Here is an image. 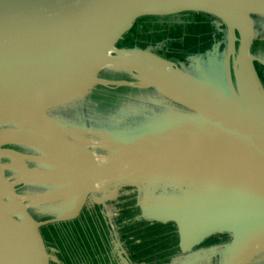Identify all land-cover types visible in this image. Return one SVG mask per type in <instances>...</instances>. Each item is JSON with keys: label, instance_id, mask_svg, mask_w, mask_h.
<instances>
[{"label": "water", "instance_id": "1", "mask_svg": "<svg viewBox=\"0 0 264 264\" xmlns=\"http://www.w3.org/2000/svg\"><path fill=\"white\" fill-rule=\"evenodd\" d=\"M186 12L224 24L220 57L212 49L183 63L152 45H124L138 19ZM255 17H264V0H0V264L57 261L42 227L74 220L126 185L137 194V218L174 223L183 247L226 235V264H264V56L254 51ZM220 63L221 74L212 71ZM105 69L125 78L102 82ZM97 84L95 100L107 96V108L115 100L123 112L134 102L145 108L95 117L97 129L138 132L94 139L48 116V106L69 104L87 125L81 96ZM53 206V216H36Z\"/></svg>", "mask_w": 264, "mask_h": 264}, {"label": "rangeland", "instance_id": "2", "mask_svg": "<svg viewBox=\"0 0 264 264\" xmlns=\"http://www.w3.org/2000/svg\"><path fill=\"white\" fill-rule=\"evenodd\" d=\"M179 17H177V18H179ZM258 18L259 17L254 18L255 32L257 35L255 42H254V51L256 53L258 52L259 54L264 56V35H262V30H259ZM168 22H169V20H168ZM159 36H160L159 33L157 34V33H153V32H151V33L142 32V33L135 35V37H134L135 42L134 43H137L142 47H146L148 45H155V46L161 47V44H159L160 41L155 42L159 38ZM174 45L179 52V55H177L179 57V59L180 58L186 59L185 56H188V55L193 54V53L202 52L203 48L200 49V47L204 46L205 44L201 45V46H195L194 42L191 40H185L184 42L175 40ZM183 61H184L183 59H180V62H183ZM186 61H188V60L186 59ZM185 64H183V65L185 66ZM263 73H264V71H263ZM124 75L125 74H123L122 72L117 71V70L105 69L103 71V73L101 74V81L102 82L118 81L120 79L125 78ZM263 76H262V78H263ZM94 89L95 90H93L92 94H90L91 96L89 95V93L84 95V96H81V97H84L82 104H83L84 108L86 107L87 116L89 118V121L87 120V125H82L79 122L78 117H76L75 114L71 113L72 108H71V105H69V104H63L61 106H55L54 108L53 107L49 108V106H48L47 107L48 108V110H47L48 116H50V118L52 120H54L57 124H59L63 127L69 128L71 130H76L78 132L87 133V134H89L93 131V133L95 134L94 139H103V138L111 137V136H114L116 134H121V133L122 134H130L133 132H135V133L138 132V130L141 127H138L136 129H134L133 131L131 129H129L127 126H125L124 128L117 126V127L107 128V129H97L96 123H95V117H97L96 119L99 120V119L104 118L109 113L120 114L123 116H125V115H128V116L129 115H136L137 112H141L143 110L145 112V108H143V106L140 103L134 102L131 105H129L128 109H126L125 112H123V111H121V107L119 104L124 105V102L118 101V100H115V102L110 103V106L112 108H107L106 107L107 106L106 100L108 98L107 96L106 97H99L98 100H95V97H94V94L96 93V91L103 89V87L100 84H97ZM107 91L109 93H111L112 95L121 96V94H119V93H121L124 90L113 88V90L110 89ZM95 101H97V103H95ZM136 117L139 118L138 116H136ZM182 117L183 116L180 114V118H182ZM172 118H179V115H175ZM107 125H110V123H107ZM107 188H109V187H107ZM137 200L138 199H137L136 192L132 190V187H130V185H126L120 189V192H118V194L115 195L114 198L104 201V204L102 205L104 210L103 209L102 210L104 211V213H107L110 216L109 223L106 226H107L108 230L110 232H112L114 235L112 238L113 243L115 242L117 244V247L120 246V248L122 250L125 247L124 251H125L126 256H128L133 249L130 246H128L126 244V242L123 244L121 243L122 237L125 241H126V238H128L130 240V243L133 245L136 252H142L143 251L141 253V255L151 251L152 248L169 249V248L173 247L174 245H173V239H172L171 233H170V228L168 225H170L174 229L173 230V236L175 234V237H176L175 242L179 243L181 238L179 240V232L177 231V227L175 226L174 223L169 222V221L164 223L161 221L146 220V219L142 218V216L140 218H137L141 213V209H140V206L138 205ZM56 212H58V208H54V206H53V207H48V209L47 210L45 209V211L44 210H42L40 212L37 211V212H35V214L37 217H40L42 215L47 216V217H51L54 214H56ZM125 213H129L128 217H127L128 220L122 218L125 216ZM118 218H122L123 220H118ZM127 224H129V225L127 226ZM167 230H168V233H167ZM41 233H42V235H43V237L47 243L48 242L47 231L44 227H42ZM164 235H166V236L164 237ZM150 236H154V238L155 237L157 238V242L155 244H151V245L146 244L143 246V245H136L134 243V241L138 237H142L144 239V243H145V241L146 242L148 241L147 238ZM156 238H155V240H156ZM212 238H214V237H212ZM124 240H123V242H124ZM191 246L192 245H188V246L183 247V248L186 249V248H189ZM177 247H179V245L175 244V248H177ZM50 248L53 249L52 247H50ZM198 254L203 255V256H208L209 259H211L212 258L211 255L215 254V251L212 250L211 248H208V247H201V248H199ZM224 254H225L224 258H220V261L222 264L226 263V254L227 253H224ZM54 261H56V260H54Z\"/></svg>", "mask_w": 264, "mask_h": 264}, {"label": "flooded vegetation", "instance_id": "3", "mask_svg": "<svg viewBox=\"0 0 264 264\" xmlns=\"http://www.w3.org/2000/svg\"><path fill=\"white\" fill-rule=\"evenodd\" d=\"M260 75L263 76L261 72ZM102 209L104 210L99 204H95L93 207H85L80 216L74 220L58 225L48 224L49 226L44 227L47 231V245L54 249L58 258L51 264H216L220 260L218 259L219 255L212 254V262L210 263L208 256L198 254L199 248H210L216 242L221 241L220 239L209 238L205 243L193 246V251H189L190 249L184 251L181 244L175 242L174 229L170 225L168 226L173 239V247L169 249L152 248L151 251L141 255L143 251L136 252L130 240L126 238L125 241L122 237L121 243L126 242L133 249L126 256L125 247L122 250L120 246L117 247L115 242L113 243L114 235L106 226L110 216L104 213ZM128 214L125 213L122 218L128 220ZM122 218H118V220H123ZM155 238L150 236L147 238L148 241L144 243V239L138 237L134 243L143 246L151 245L157 242V238L156 240ZM175 244L179 247L175 248Z\"/></svg>", "mask_w": 264, "mask_h": 264}, {"label": "trees", "instance_id": "4", "mask_svg": "<svg viewBox=\"0 0 264 264\" xmlns=\"http://www.w3.org/2000/svg\"><path fill=\"white\" fill-rule=\"evenodd\" d=\"M157 21L158 18L155 16L138 19L129 30L128 35L124 41V45L140 46L139 44L134 43L135 35L142 32H148V33L153 32L157 34L159 33L160 36L155 42L160 41L159 44H161V47L155 45L152 46L153 47L155 46L156 50L161 54L171 58L179 59V57L177 56L179 55V52L174 45L175 40L181 42H184L185 40H191L194 42L195 46H201L205 44L204 46L200 47V49L203 48V50L202 52L199 53L205 54L206 52L215 49L218 57H220V55H222L225 50L226 47V40H225L226 34L224 31L225 26L219 19L209 14H205L201 12H186L183 13L179 18L167 17L163 19L161 23ZM258 27L259 30H262V35H264V17L261 18ZM187 57L188 56H185V58ZM180 59L185 60L184 58H180ZM257 67L259 72H261L264 75L263 73L264 66L258 63ZM219 70L221 74L222 71L221 63L212 66V71H219ZM66 222L67 221H63L50 225H58ZM212 237H216L217 239L221 240L219 242H216L214 245H212V247L215 246L216 248L224 246L225 243L229 241V238L226 235H211L196 245L203 244L208 238H212ZM54 255L56 256L55 253Z\"/></svg>", "mask_w": 264, "mask_h": 264}, {"label": "crops", "instance_id": "5", "mask_svg": "<svg viewBox=\"0 0 264 264\" xmlns=\"http://www.w3.org/2000/svg\"><path fill=\"white\" fill-rule=\"evenodd\" d=\"M179 240H180V234H179ZM181 241V240H180ZM180 241H179V244H180ZM182 246V245H181ZM193 246H196V245H192L191 247H189V248H186V249H184L183 248V246H182V249L185 251V250H187V249H190L189 251H193V249L192 248H194ZM212 250H214L215 251V254L214 255H219V258L218 259H220V258H224V253H225V250H226V248L225 247H215V246H213V247H210ZM214 248V249H213ZM209 262L211 263L212 262V258L211 259H209ZM216 264H222L221 263V261L219 260ZM226 264V263H225ZM257 264V263H256Z\"/></svg>", "mask_w": 264, "mask_h": 264}]
</instances>
